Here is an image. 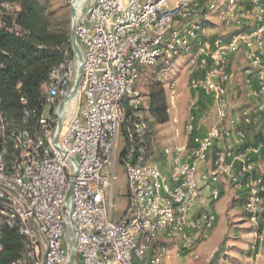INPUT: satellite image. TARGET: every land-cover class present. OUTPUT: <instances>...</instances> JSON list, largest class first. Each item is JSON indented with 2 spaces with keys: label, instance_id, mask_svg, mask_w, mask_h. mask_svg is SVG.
Masks as SVG:
<instances>
[{
  "label": "built area",
  "instance_id": "obj_1",
  "mask_svg": "<svg viewBox=\"0 0 264 264\" xmlns=\"http://www.w3.org/2000/svg\"><path fill=\"white\" fill-rule=\"evenodd\" d=\"M216 1L84 0L73 19L81 60L72 49L49 69L41 107L20 96L16 125L0 97V239L12 229L24 243L11 264H69L71 248V264H162L168 244L192 252L209 235L216 214L199 200L205 189L211 202L218 200L223 181L242 194L241 208L262 239L264 0H224L218 8ZM19 10L16 2H0V28L22 35L14 18L4 20ZM184 52L190 92L184 140L155 151L149 102L137 81ZM235 73L243 106L230 102ZM167 89L169 113L181 93L174 81ZM199 116L208 123L203 133ZM119 137L127 204L117 216Z\"/></svg>",
  "mask_w": 264,
  "mask_h": 264
},
{
  "label": "rangeland",
  "instance_id": "obj_2",
  "mask_svg": "<svg viewBox=\"0 0 264 264\" xmlns=\"http://www.w3.org/2000/svg\"><path fill=\"white\" fill-rule=\"evenodd\" d=\"M46 12L50 14L52 23L60 22L61 26L65 27L70 35L73 15L71 11L72 0H44ZM224 0L216 1L218 8ZM170 3V2H169ZM78 7V6H77ZM76 11V10H75ZM217 9L210 12L212 20L217 22ZM188 52L177 57L174 63L163 68H147L144 70L137 81V86L147 94V84L152 81H159L162 84L166 96L167 105L170 103L168 98V84L174 81L177 85L181 96L176 104V108L169 112V120L163 124L154 126V134L151 136L152 148L155 151H161L163 147H171L176 140L181 142L184 140L183 127L185 124L187 111L186 106L190 96L188 90V70L187 66ZM233 61V68L237 72L236 62ZM234 89L231 94L230 102L233 106H243L247 104V100L243 94L241 77L235 73L231 84ZM50 106L45 107L44 115L48 116ZM175 119V121H171ZM178 130L177 139L174 138V130ZM176 139V140H175ZM124 147V143L119 137L117 145V157L114 167L115 180L113 184V198L118 203L117 216H120L127 204V186L126 177L124 174V165L120 162V153ZM110 171V168H106ZM164 173L168 176V168H163ZM107 192V190H106ZM236 204H226V195H220L218 200L213 201L212 207L216 216H219L218 225L214 231H210L209 235L197 240L191 250H180L177 244H168L161 256L162 264H264V228H262V239H258L261 230L252 224L247 215L240 208L239 201H233ZM225 216H233L227 218ZM242 218L240 222H235L236 218ZM214 227V226H213ZM261 229V228H260ZM214 248L218 252L206 261L208 254ZM168 254L169 259L165 260L164 255Z\"/></svg>",
  "mask_w": 264,
  "mask_h": 264
},
{
  "label": "trees",
  "instance_id": "obj_3",
  "mask_svg": "<svg viewBox=\"0 0 264 264\" xmlns=\"http://www.w3.org/2000/svg\"><path fill=\"white\" fill-rule=\"evenodd\" d=\"M16 2L20 10L4 17L6 22L14 18L23 34L0 28V97L1 108L13 124H20V96L27 99L29 107L40 108V85L49 69L60 62L66 52L72 53L70 35L60 22L52 23L46 12L44 0H0ZM19 84V87H17ZM149 136L154 126L169 120L167 102L162 84L149 82ZM149 137V138H150ZM22 238L12 229H6L0 239V264H11L23 254Z\"/></svg>",
  "mask_w": 264,
  "mask_h": 264
},
{
  "label": "crops",
  "instance_id": "obj_4",
  "mask_svg": "<svg viewBox=\"0 0 264 264\" xmlns=\"http://www.w3.org/2000/svg\"><path fill=\"white\" fill-rule=\"evenodd\" d=\"M233 89H234V87L232 86V88L230 89V94H232V92H233ZM235 90V89H234ZM169 118H170V116H169ZM173 119V118H172ZM172 122L174 121V120H171ZM207 126H208V123L204 120V117H202V116H199V132L200 133H203L204 131H205V129L207 128ZM175 131H177V133H178V130L177 129H175L174 130V138H176L177 139V136H178V134L177 135H175ZM208 168V161H206V162H204V164H201V166H200V171H203V170H206ZM263 169V170H262ZM261 171H264V167H262L261 168ZM220 186H221V194L220 195H226V204L228 205V204H231V205H233V204H236V202H233V201H239V205L241 204V202H242V194L241 193H239V192H237V191H235L234 190V188L229 184V183H227L226 181H223L221 184H220ZM212 203L213 202H211L210 201V197H209V191H208V189H205L204 191H203V196L201 197V199L199 200V206H202V207H206V208H209V209H211V210H213L214 211V209H213V207H212ZM240 208H241V205H240ZM247 217V216H246ZM219 216H216V220H215V223H214V227H213V230H212V232L214 233V231H215V229H216V227H217V225H218V222H219ZM225 218V221H226V219L227 218H233V216H225L224 217ZM248 218V217H247ZM241 217L240 218H236L235 220H233L234 221V223L235 222H240L241 221ZM260 228V227H259ZM259 228H257L258 230H260ZM262 228H264V226L262 227ZM169 259V258H168ZM167 258H165V260H168Z\"/></svg>",
  "mask_w": 264,
  "mask_h": 264
},
{
  "label": "water",
  "instance_id": "obj_5",
  "mask_svg": "<svg viewBox=\"0 0 264 264\" xmlns=\"http://www.w3.org/2000/svg\"><path fill=\"white\" fill-rule=\"evenodd\" d=\"M71 11H72L73 19H74L75 11L73 9L72 3H71ZM70 42H71V46H72L73 51L75 52V54L78 57V60L80 61L81 60V53H80V50H79V48L77 46V43H76V40H75V36H74V32H73V23H72V27H71V31H70ZM78 83H79V69H77V77H76V82H75V85H74V90L77 88ZM69 257H70L69 258V260H70L69 264H71V262L73 260V257H74V253H73V249L72 248H71Z\"/></svg>",
  "mask_w": 264,
  "mask_h": 264
},
{
  "label": "bare ground",
  "instance_id": "obj_6",
  "mask_svg": "<svg viewBox=\"0 0 264 264\" xmlns=\"http://www.w3.org/2000/svg\"><path fill=\"white\" fill-rule=\"evenodd\" d=\"M84 0H73L72 1V6H73V9H74V11L76 10V11H78V9H79V6H80V4L83 2ZM78 6V7H77ZM75 11V12H76Z\"/></svg>",
  "mask_w": 264,
  "mask_h": 264
}]
</instances>
